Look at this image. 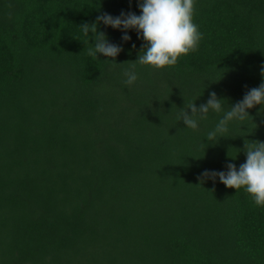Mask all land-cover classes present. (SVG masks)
<instances>
[{"label": "trees", "instance_id": "1", "mask_svg": "<svg viewBox=\"0 0 264 264\" xmlns=\"http://www.w3.org/2000/svg\"><path fill=\"white\" fill-rule=\"evenodd\" d=\"M137 2L0 0V264H264V206L201 175L264 141V107L215 142V115L175 122L264 82V0H195L203 36L173 66L137 64L146 42L102 23L121 51L87 55L78 25Z\"/></svg>", "mask_w": 264, "mask_h": 264}, {"label": "clouds", "instance_id": "2", "mask_svg": "<svg viewBox=\"0 0 264 264\" xmlns=\"http://www.w3.org/2000/svg\"><path fill=\"white\" fill-rule=\"evenodd\" d=\"M194 3L195 0H138V15L131 11H121L117 16L108 13L98 15L92 23L78 25L81 40L90 45L87 55L97 58V53H100L106 60L114 62V58L121 51L122 45L110 42L103 31L97 30L98 24L102 23L104 26L120 30L122 41L131 39L127 30L132 29L138 39L146 42L142 45L143 51H140L134 60L137 64L157 69L173 66L180 56L196 51L202 39L203 34L193 22ZM90 33L92 43H89ZM108 57L113 59H107ZM260 71L264 74V64L261 65ZM123 76L122 83L125 86L133 85L138 79L135 64L125 69ZM198 95L179 108L175 122L182 120L185 129L195 132L210 115H215V122L202 137L215 142L219 137L232 136L228 134L231 126L240 128L241 125H246V120L252 121L247 109L254 105L264 107V82L258 87L250 88L242 99L232 106L225 105V100L217 98L215 92H209L208 99L197 106L193 100ZM185 108L190 109V112L185 111ZM244 151L245 160L238 167L228 162L226 171L205 170L201 175L207 178L218 177L226 187L235 191L242 188L250 195L254 205L261 207L264 206V141L245 140Z\"/></svg>", "mask_w": 264, "mask_h": 264}]
</instances>
